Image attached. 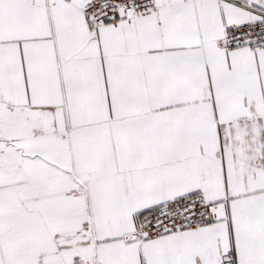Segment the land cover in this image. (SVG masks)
I'll use <instances>...</instances> for the list:
<instances>
[{
    "label": "snow or ice",
    "instance_id": "snow-or-ice-1",
    "mask_svg": "<svg viewBox=\"0 0 264 264\" xmlns=\"http://www.w3.org/2000/svg\"><path fill=\"white\" fill-rule=\"evenodd\" d=\"M0 264H264V0H0Z\"/></svg>",
    "mask_w": 264,
    "mask_h": 264
}]
</instances>
